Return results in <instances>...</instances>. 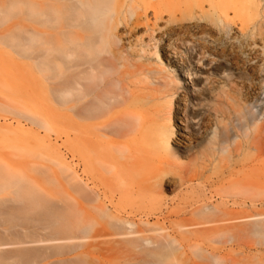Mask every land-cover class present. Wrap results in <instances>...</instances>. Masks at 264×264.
<instances>
[{"label": "rangeland", "instance_id": "rangeland-1", "mask_svg": "<svg viewBox=\"0 0 264 264\" xmlns=\"http://www.w3.org/2000/svg\"><path fill=\"white\" fill-rule=\"evenodd\" d=\"M118 3L117 14L107 22L112 30L106 36L115 53L111 68L120 86L139 92L140 88H155L153 83L164 79L179 80L184 62L192 74L179 82L188 89L180 93L187 91L192 98L200 90L208 100L220 96L228 106L225 132L222 123L215 125L209 136L191 144L194 149L207 146V153L195 156L197 149H193L183 160L170 161L175 181L169 185L163 181L161 194L148 190L154 180L147 182V169L142 171L145 181L131 173L134 162L141 160L133 140L123 139L117 146L105 140L94 144V129H86L77 114L45 92L37 93L31 2L0 0V264H58L86 251L98 263L122 262L125 254L107 251L111 244H95L120 238L56 240L61 237L55 232L58 222L37 214V206L46 204L72 219L83 218L85 194L91 198L86 208L92 213H96L95 205L115 211L110 197L112 193L120 197V190L125 195L120 209L131 212L128 216L140 227L158 230H144L135 237L161 235L179 241L199 264H264V0ZM185 13L209 16L200 22L212 31L198 37H205L212 50L224 49L226 55L219 59L205 52L196 57L192 39L164 35ZM81 38L86 41L83 31L73 43L59 37L63 52L49 61L54 86L77 72L67 70L68 63L78 59L67 53L84 44ZM85 137L91 138L88 145ZM110 150L122 154L116 152L110 158ZM111 164L118 167L113 172ZM121 164L125 170L119 168ZM162 166L157 161L147 168L155 171ZM3 171L21 176L29 193L25 196L3 179ZM119 172L124 175L123 183L114 176ZM135 182L142 183L140 191ZM35 196L39 201H33ZM151 197L157 198L158 205L147 220L139 212L153 207ZM200 211L207 217L201 218ZM58 251L62 253L57 255ZM30 252H34L31 258L23 257L31 256Z\"/></svg>", "mask_w": 264, "mask_h": 264}, {"label": "bare ground", "instance_id": "bare-ground-1", "mask_svg": "<svg viewBox=\"0 0 264 264\" xmlns=\"http://www.w3.org/2000/svg\"><path fill=\"white\" fill-rule=\"evenodd\" d=\"M28 1L31 2L33 11L34 26L31 43L34 45L35 68L37 70L35 78L37 93L41 95L45 92L48 97L54 98L55 102L67 106L69 110L77 114L86 129H94V144L97 141L105 140L108 144L117 146L123 139L133 140L134 149L139 153V160H141L134 162L135 166L131 169V173L136 177V180H144L142 171L147 169V182L154 180L153 183L148 184V190H156L161 194L163 181L168 182L167 185L169 182L175 181L170 161L178 162L183 160L182 158H186L194 149L191 144L209 136L215 125L222 123V133L224 134L226 126L223 122L228 106L225 101L220 99V96H211V98H215L208 100L204 97V92L200 90L196 92L197 96L192 98L187 91L180 93V90H186L187 87L183 88L179 82L185 81L183 77L186 74L188 76L192 74L184 68V62L180 66L183 67V70L178 71L177 74L179 80L176 77L169 80L163 78V82L153 83L155 88L151 90L140 88L139 92L124 90L120 86V79L113 76L114 72L111 66L115 53L108 47L110 41L106 34L112 30L107 22L117 14L118 2L122 0H117V2L116 0ZM191 14L185 13L183 17L173 21V24L165 29L164 35L169 38L178 37L183 41L192 39L191 46L193 50H196V57L205 52H209L210 55L219 59L222 55H226L224 49L216 48L217 50H215L213 47L214 50H212V46L205 37H198L212 31L208 25L200 22L209 16L194 17ZM155 18H158L157 13H155ZM82 31L86 33V41L84 42L81 38L84 44L67 53L68 57L78 58L68 63L67 70L72 69L77 72L65 77L58 84L59 86H54L55 76L49 61L60 56V53L63 52L60 50L62 47L59 37L62 36L73 43ZM57 50L58 53H56ZM175 54H179L177 49ZM175 61L179 63L177 58ZM44 84L47 85L44 86ZM208 91L210 94L211 88ZM195 108L196 111L200 109L202 112H192L195 111ZM172 121L174 124H170ZM84 140L87 145L91 142L89 137H85ZM225 143V138H222V152L226 151ZM95 149L97 146L94 147ZM196 149L197 147L194 150ZM208 151V147L202 145L194 154L203 156ZM116 152L118 150H115L114 153ZM114 153L110 150L108 154L107 151L110 158H115L113 157ZM118 153L122 154L121 151ZM136 156L138 160V155ZM157 161L163 166L158 167L155 171L147 168L148 165ZM120 166V169H124V165ZM117 168V165L111 164L112 172ZM3 172H5L3 179L19 187L25 196L29 193L24 187L26 182L21 176L10 174L7 171ZM114 176L120 183L125 181L121 172ZM140 184L135 182L134 187L138 191L142 189ZM120 191V197L113 193L110 197L115 211L110 210L107 206L95 205L93 207L96 208V213H92L86 208V206L89 207L91 198L85 194L86 205L83 208V218L72 219L73 217L46 204L37 206V214L44 219H55L56 223L58 222L55 232L61 237L56 240H83L92 239V237L94 239L105 237L122 239L112 238L113 240H100L101 242L97 240L98 243H95L97 247L111 244L107 251L125 254L122 257L123 261L118 264H199L192 261L179 241L169 240L161 235L135 237V235L142 234L144 230L149 232L158 230L140 227L133 217L128 216L131 212L120 209L123 208L125 199V195ZM149 199L153 200V207L148 209V212H139L147 220L149 219L148 215L151 214V211H155L154 208L158 205L157 198ZM33 201H39V198L35 196ZM114 202L117 203L113 204ZM20 212L16 211V213ZM199 216L206 218L207 214L200 211ZM95 244H91V247H94ZM114 244H121V246L115 247ZM74 247L73 249L77 248ZM191 247L197 248L196 245ZM64 249H60V251ZM94 249L96 248L94 247ZM60 251L55 253L58 255V253L65 252V250ZM32 253L34 254V252H30L31 256H24V254L23 257L31 258ZM37 253L35 252V254ZM90 254L91 252L86 251L73 258L61 260L58 264H102L94 260L95 258L92 259ZM214 255L212 256L214 257Z\"/></svg>", "mask_w": 264, "mask_h": 264}]
</instances>
